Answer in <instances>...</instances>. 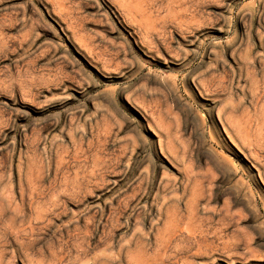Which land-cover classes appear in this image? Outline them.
Segmentation results:
<instances>
[{
	"label": "rangeland",
	"instance_id": "1",
	"mask_svg": "<svg viewBox=\"0 0 264 264\" xmlns=\"http://www.w3.org/2000/svg\"><path fill=\"white\" fill-rule=\"evenodd\" d=\"M261 39L264 0H0V264H264Z\"/></svg>",
	"mask_w": 264,
	"mask_h": 264
},
{
	"label": "bare ground",
	"instance_id": "2",
	"mask_svg": "<svg viewBox=\"0 0 264 264\" xmlns=\"http://www.w3.org/2000/svg\"><path fill=\"white\" fill-rule=\"evenodd\" d=\"M261 44H264V40L261 39L260 41ZM172 152V151H171ZM173 153L170 152H163V155L168 158L169 161L174 162L175 158L171 155ZM30 170V169H29ZM187 171V170H186ZM188 173V172H187ZM192 174V173H191ZM73 188V187H72ZM204 190L202 187V183L198 181L197 179H194L192 181L191 187H190V195L191 197L189 198L190 201V210H193L195 208L196 202H198V199L203 195ZM53 196V195H52ZM54 198V197H53ZM86 209V208H85ZM111 210V209H110ZM118 212V211H117ZM167 230V229H166ZM103 233V232H102Z\"/></svg>",
	"mask_w": 264,
	"mask_h": 264
}]
</instances>
